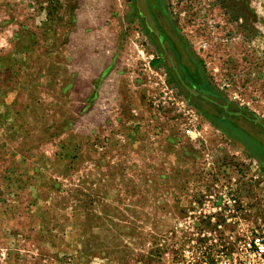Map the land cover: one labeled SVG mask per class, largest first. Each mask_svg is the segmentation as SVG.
<instances>
[{
    "label": "rangeland",
    "instance_id": "374dc122",
    "mask_svg": "<svg viewBox=\"0 0 264 264\" xmlns=\"http://www.w3.org/2000/svg\"><path fill=\"white\" fill-rule=\"evenodd\" d=\"M158 2L264 122V0ZM146 32L136 0H0V264H167L202 206L264 219L260 153L169 87Z\"/></svg>",
    "mask_w": 264,
    "mask_h": 264
},
{
    "label": "flooded vegetation",
    "instance_id": "af4514ba",
    "mask_svg": "<svg viewBox=\"0 0 264 264\" xmlns=\"http://www.w3.org/2000/svg\"><path fill=\"white\" fill-rule=\"evenodd\" d=\"M146 4L155 26L160 31L161 40L146 29L154 58L159 63L156 69L164 75L170 88L185 95L187 101L198 107L204 115L218 118L228 124L233 133L246 136L252 141L260 154L251 153L246 147L251 145L236 140L245 147L246 152L260 164L264 172V122L252 117L248 110L236 107L232 102L223 99L209 84L204 76L198 60L191 55L189 47L174 22L158 0H146ZM143 23L144 20L141 18ZM145 25V24H144ZM146 28V27H145ZM190 89H194L195 93ZM258 126L259 129H252ZM245 138V139H247Z\"/></svg>",
    "mask_w": 264,
    "mask_h": 264
},
{
    "label": "built area",
    "instance_id": "2783aa9c",
    "mask_svg": "<svg viewBox=\"0 0 264 264\" xmlns=\"http://www.w3.org/2000/svg\"><path fill=\"white\" fill-rule=\"evenodd\" d=\"M202 207L200 219L183 225L167 264H264V219H217L218 206L208 215Z\"/></svg>",
    "mask_w": 264,
    "mask_h": 264
},
{
    "label": "water",
    "instance_id": "95a60500",
    "mask_svg": "<svg viewBox=\"0 0 264 264\" xmlns=\"http://www.w3.org/2000/svg\"><path fill=\"white\" fill-rule=\"evenodd\" d=\"M136 9L141 18L144 20V24L146 29L149 32H152L155 34L158 39L161 40V34L160 31L155 26L154 20L152 19L150 12L148 10L146 0H136ZM191 92L195 93L194 89H190Z\"/></svg>",
    "mask_w": 264,
    "mask_h": 264
},
{
    "label": "trees",
    "instance_id": "16d2710c",
    "mask_svg": "<svg viewBox=\"0 0 264 264\" xmlns=\"http://www.w3.org/2000/svg\"><path fill=\"white\" fill-rule=\"evenodd\" d=\"M153 63H155V64H156V63H157V60H154V62H153Z\"/></svg>",
    "mask_w": 264,
    "mask_h": 264
}]
</instances>
